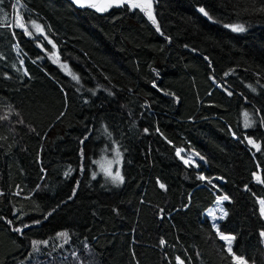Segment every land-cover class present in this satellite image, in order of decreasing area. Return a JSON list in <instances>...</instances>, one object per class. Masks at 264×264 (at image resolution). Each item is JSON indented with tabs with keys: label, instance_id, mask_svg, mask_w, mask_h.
I'll return each mask as SVG.
<instances>
[{
	"label": "trees",
	"instance_id": "trees-1",
	"mask_svg": "<svg viewBox=\"0 0 264 264\" xmlns=\"http://www.w3.org/2000/svg\"><path fill=\"white\" fill-rule=\"evenodd\" d=\"M18 1L30 47L61 67L48 62L53 77L17 55L23 32L3 0L0 264H232L205 215L225 195L219 232L246 263L264 264V0H124L103 11ZM70 132L73 149L55 155ZM114 147L117 184L94 164ZM57 193L45 208L37 200ZM33 240L47 244L34 252Z\"/></svg>",
	"mask_w": 264,
	"mask_h": 264
},
{
	"label": "rangeland",
	"instance_id": "rangeland-1",
	"mask_svg": "<svg viewBox=\"0 0 264 264\" xmlns=\"http://www.w3.org/2000/svg\"><path fill=\"white\" fill-rule=\"evenodd\" d=\"M12 1V12H11V18H12V24L15 28L20 29L23 32V37L19 43H16L14 45V50L17 53V55L20 56H26L31 61L36 62L40 65V67L45 70L50 76L56 77L58 74L55 70H53L51 67H49L48 62H50L53 65L58 66L59 63L55 61V58L53 55L46 53L45 55L39 54L37 51L33 50L29 43L27 42V39L34 38V34L28 29L27 32H25L22 28L18 27L20 24H24L23 18L21 16V12L23 11V7L21 3L18 0H11ZM124 0H99L95 5L92 6V8L96 11H103L107 9L111 5H118L122 3ZM140 2L142 5L146 7H150L151 0H136ZM99 9V10H98ZM26 26V25H25ZM27 27V26H26ZM38 30H34L36 33ZM71 52V54L75 55L79 58V55L71 50H68ZM61 67V65H59ZM18 117L16 114L13 115V117L10 119V122H17ZM75 139V133L70 132L68 138L63 143H60L59 146L56 148L54 154L57 156H64L69 150L73 149V143ZM115 148V147H114ZM116 149V148H115ZM181 150L179 155H177V150ZM105 152V151H103ZM101 152L99 156L94 160V164L96 167V171L99 172L103 177H105L110 183H113L112 180L108 177L107 173H112L115 175V173L119 172L120 174V155L117 153L119 152L117 149L116 151L110 150L109 154H105ZM175 153L178 157V159L186 166H191L195 170H199V165L201 163V159L193 152L176 148ZM185 160H188V164H185ZM208 180V179H207ZM61 193H57L54 198H49L46 196L37 197V200L39 204L45 208L54 200L57 199ZM223 197V196H216V199L211 207H209L205 211V215L208 218V220L213 225L216 223L218 219H221L220 217L223 215L221 209L222 203H217V198ZM223 202V201H222ZM258 206H259V213L261 215V208L264 207V205L261 204V200H258ZM262 216V215H261ZM264 219V216H262ZM227 235V234H224ZM219 238V236L217 235ZM220 239V238H219ZM225 244V247L227 248V242L222 240ZM249 264V263H246Z\"/></svg>",
	"mask_w": 264,
	"mask_h": 264
},
{
	"label": "snow or ice",
	"instance_id": "snow-or-ice-1",
	"mask_svg": "<svg viewBox=\"0 0 264 264\" xmlns=\"http://www.w3.org/2000/svg\"><path fill=\"white\" fill-rule=\"evenodd\" d=\"M0 3H3V0H0ZM73 3H76V4H79V5L83 6V0H73ZM199 11L203 15L209 16V13L205 10V8L201 7L199 9ZM261 11H264V9H261ZM209 19H211L210 16H209ZM33 25L36 28H39L40 27L39 25H36L34 22H33ZM18 27L22 28L25 32L28 31L27 27L24 24H20V25H18ZM225 27H230L231 30L234 31V32H243L245 30L242 25H225ZM157 30L159 31V29H157ZM49 43L51 44L52 41L49 40ZM53 47H55L54 44H53ZM205 59H207V57H205ZM25 74H27V73H25ZM72 78L74 80H76L77 82H79V78L77 76L73 75ZM228 94L231 95V92H229ZM247 116H248V114L245 113V117H247ZM245 126L246 127L249 126L247 120L245 122ZM145 131H147V129H145ZM249 143H252V141L249 140ZM180 151L181 150H179V149L177 150V155H179ZM117 154L119 155V152ZM184 162H185V164H188L189 161L188 160H185ZM65 175H68V173H65ZM107 175L112 180L113 183H123V177L120 176L119 172L115 173V175H113L112 173H107ZM93 178H95V175L93 176ZM199 179L204 180L205 177L203 175H201V176H199ZM209 183H211L210 180H209ZM160 187L161 188H164V185L161 184ZM228 199H229V197L226 196V195L223 196L222 198L221 197H218L217 198V203L218 204L219 203H222V201H226ZM261 204L264 205V201H261ZM221 211H222L223 215L220 218L222 219L223 216H226L227 215V212L224 211L223 209H221ZM50 214L51 213H49V215ZM261 215L264 216V207L261 208ZM9 223H11V221H9ZM23 227L26 228V227H28V225L25 224ZM212 227L217 230V235L219 236V238L221 240H224V241L227 242V249L226 250H227L228 254L232 257V264H246V261H245V258H244L243 255H237V254L233 253V251H232L231 241H233L235 239V237L234 236H230V235H224V234L220 233L219 232L218 225H216L215 223L212 225ZM13 230L16 231V232H19V233H22L23 232V228H14ZM260 235H261V237H264V231H262L260 233ZM58 236L65 237L66 238L65 239V242H67V237H68V233L67 232H61V233L58 234ZM163 243H164V241L161 240V244H163ZM40 244H45L46 245L47 244V241H38V240H33L32 241L33 251L34 252H38L39 251V247L38 246ZM177 260L179 261V258H177ZM179 264H183V262L180 261Z\"/></svg>",
	"mask_w": 264,
	"mask_h": 264
},
{
	"label": "water",
	"instance_id": "water-1",
	"mask_svg": "<svg viewBox=\"0 0 264 264\" xmlns=\"http://www.w3.org/2000/svg\"><path fill=\"white\" fill-rule=\"evenodd\" d=\"M71 3L75 8H84L95 5L99 0H83V6L73 3V0H66Z\"/></svg>",
	"mask_w": 264,
	"mask_h": 264
}]
</instances>
